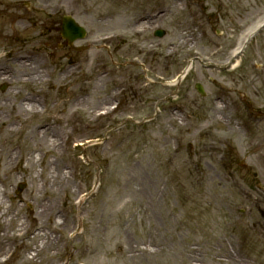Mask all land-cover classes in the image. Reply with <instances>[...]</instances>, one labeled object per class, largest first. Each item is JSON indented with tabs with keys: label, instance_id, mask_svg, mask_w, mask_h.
Here are the masks:
<instances>
[{
	"label": "rangeland",
	"instance_id": "1",
	"mask_svg": "<svg viewBox=\"0 0 264 264\" xmlns=\"http://www.w3.org/2000/svg\"><path fill=\"white\" fill-rule=\"evenodd\" d=\"M90 1L102 4L92 6L90 15L79 13L78 20L87 26L93 46L76 53L74 71L65 68L66 50L57 49V33L46 36L44 26L56 5L55 13L69 12L71 0H0L1 130H16L0 137V149L11 142L14 159L6 164L10 158L0 156V201L5 209L11 205L2 226L18 212L25 222L38 214L45 233L57 242L36 251L44 240L32 236L16 243L5 264L28 256L39 264L51 254L54 264H264V148L259 149L264 123L246 117L250 112L264 118V28L232 70L214 69L239 34L264 17V0H191L183 9L179 0H155L165 36L138 34L139 48L119 56L117 67L102 66L106 55L93 40L121 30L117 17L98 20L105 9L115 8ZM83 3L77 2L79 10ZM153 41L161 44L148 54ZM171 46L177 51L165 56ZM133 54H138L135 66L126 62ZM186 56L193 62L186 79L167 85ZM25 60L30 65H21ZM215 78V86L207 83ZM146 79L156 81L149 86ZM196 81L208 95L197 101L203 104L199 108L183 96L189 88L195 97L188 84ZM119 87L128 89L118 96ZM216 96L220 102L228 97L229 107L225 102L212 112ZM119 97L116 111L92 118L93 111ZM28 104L34 105L32 112ZM220 113L234 117L223 121L216 116ZM41 136L47 155L45 147L34 145ZM95 138L100 140L86 142ZM228 145L243 164L223 169L218 155ZM191 148L201 161L198 170L188 160ZM232 172L240 183L231 181ZM86 189L89 194L76 205V195ZM38 196L52 204V221L61 228L51 232L49 220L39 217ZM128 244L150 254L120 253Z\"/></svg>",
	"mask_w": 264,
	"mask_h": 264
},
{
	"label": "flooded vegetation",
	"instance_id": "2",
	"mask_svg": "<svg viewBox=\"0 0 264 264\" xmlns=\"http://www.w3.org/2000/svg\"><path fill=\"white\" fill-rule=\"evenodd\" d=\"M80 1H82V0H71V4H70V8H69V14L71 16H73L75 18V20L78 22H80L78 20L79 13L84 14L85 16L90 15L92 12V6L95 7L97 5L102 4V3H98V4L92 5L90 0H84V3L82 4V9L79 10L77 2H80ZM104 1L108 6L114 7L115 10L110 11V9L107 8L104 10L105 12L101 13L98 17L104 16L101 18V20H103V19L113 20L115 17H117V19L119 20L118 24L121 25L120 26L121 30L120 31H117V30L111 31L113 33L115 32V35L109 41L104 42L103 49L105 50L106 55L111 59V61H112L113 57H116V58H118L119 56L120 57H125V56L127 57L129 54L133 53V51L136 48L137 49L139 48L138 43H135V41L137 40V38H136L137 34L134 33L135 27L138 26L140 23L146 24L149 26V25L154 24L156 22V17L154 15V12L156 9L155 0H104ZM56 22L58 23V20H56ZM57 23H55L54 25L57 26ZM81 24L85 25L84 23H81ZM49 30H51V28ZM57 30H59V27H57ZM59 45L60 46L62 45L63 47H65L67 49V56L69 59L73 58V57L75 58L76 52H83L88 48V46L85 43L77 44V42H71V43L67 44L66 41H62L61 43L59 42ZM153 45L155 48H159L160 43L156 44L155 41H153ZM124 46H125V48H124ZM153 50L154 49H152L151 52H153ZM82 62H83V59H82ZM163 67H165V66H163ZM187 74L184 76L183 80L186 79ZM197 82H199V81H196L195 83L188 84V87L190 86L192 88L193 92L195 93V97H193L192 95L189 94V88L187 90H185V89L183 90V96L187 99L190 97L189 100H190V102L192 101V106L199 108V107H202L203 104H199L197 101L199 99H201V100L207 99L208 95H207V90L205 89V87H203L204 90H206L204 95L200 94L197 91V89H196V83ZM207 83H209L212 86H215V84H217L218 82H217V79L215 78L214 80L208 81ZM216 87H219L217 89H220L221 85H218ZM218 93H219V91H218ZM215 94L216 93H214L212 95V97ZM227 100H228V97H227ZM227 100L225 101L226 103L224 101H223V103L227 104L228 103ZM219 101H220V97L216 96L215 104L212 105L213 106L212 112H215L216 110H218V108H219L218 102ZM226 106L229 107V103ZM222 110H224V109H222ZM227 114H229V113H227ZM231 115H232V117H234V114H232V113L230 115H228V118L226 117L225 113H220V115L217 114L216 116L219 117L220 120L226 121L228 119V121H230ZM246 117L248 120L253 121L254 123H257V124L260 123L261 125H262V123H264V118H263L262 114L259 116V115H253L250 112H248L246 114ZM261 144H262V147L260 149H263L264 148V146H263L264 140L262 141ZM204 151H207V149H205ZM210 153H211V151H210ZM213 153H215V155H217V152L215 150H213ZM220 153L221 154L218 155V162H219V165L223 169H226L229 166H232L233 164H239L240 163L238 158H236V154H235L236 150L232 149V147L230 145H228V147L225 146V149H222ZM185 154L188 155V152L185 151ZM197 156L198 155H197V153H195V150L193 148H191V152H190V156H188V160H189V163L191 164V166L194 170H198V162L201 163V161H198ZM236 167H238V166H236ZM234 174H235V172H232V174H231L232 177L230 179L232 182H235L234 179H232ZM254 180H256V179H254ZM241 181L244 182L243 179H241ZM235 183H240V180H238V182H235Z\"/></svg>",
	"mask_w": 264,
	"mask_h": 264
},
{
	"label": "bare ground",
	"instance_id": "3",
	"mask_svg": "<svg viewBox=\"0 0 264 264\" xmlns=\"http://www.w3.org/2000/svg\"><path fill=\"white\" fill-rule=\"evenodd\" d=\"M258 23H255L252 27H249L247 32H245L242 35V39L241 42L245 39V36L247 33L252 32ZM251 38V37H250ZM249 38V40H250ZM27 60H25V62L21 63V65H25V64H29ZM36 107H38V102H34ZM27 106L30 107L29 111L32 112L33 111V106L31 104H28ZM22 108V107H21ZM12 109V107L10 108ZM3 122L0 119V137L2 139L4 138H9L11 136H13V133L16 132V130L14 129H9V132H4V130H1V128L3 127ZM36 130V129H35ZM39 133H36L34 135L38 136ZM42 140V136L40 139H38L36 141V143L34 144L36 147L37 146H43L46 148L44 152V155H47L49 153V150L47 149L46 145H42L40 143V141ZM24 144V143H23ZM3 147L0 149V156L2 153H5L6 156H8L10 159L6 160V164H11L13 159V156L11 155V142L10 141H4L3 142ZM4 155L2 154V157ZM55 169H57L55 167ZM56 178H59L56 177ZM63 181L65 180L64 178L62 179ZM68 180V179H67ZM1 181V178H0ZM3 181V179H2ZM67 182V181H66ZM3 192H6L5 189H3ZM30 196H33V191H31V193L29 194ZM34 198V197H33ZM37 199L39 200V208H40V216L39 217H46L49 220V225L51 227L50 231L53 232L54 230L61 228V225H59L58 223L54 221H52V214H51V209H52V204L51 203H46V202H42V199L38 196ZM13 205V204H12ZM11 205L8 209H5L3 203L0 201V264H5L8 261H10V259H12L14 257V252L13 256L11 258H6V256L8 255V253L11 251V249L13 247H15L16 243L19 245H23L25 240H28L29 238H31L32 236L36 239H42L44 240L41 246H37L36 251H41L42 249L44 250H49L51 248H55V246H57V242L55 243V241L53 242L52 239L50 238V236L48 234L45 233L44 228L42 223H40L39 221H37V215L33 213V215H30L29 220L27 222L25 221H21L20 220V216H19V212L16 215H12L8 220V225L6 227H3L2 224L4 223V221L6 220V218L8 217V215H10L11 213ZM11 231V232H10ZM133 245L128 244V247H130L128 250H120V253H126V252H136L139 254H145L147 253L150 254L149 251H147L144 248H139L137 247L138 245L132 247ZM135 254V253H134ZM132 254V256L134 255ZM5 257V258H2ZM29 259V260H28ZM28 259L26 260H22L19 264H34L35 262V258L34 256L30 257L28 256ZM54 259V254L48 255V256H44L41 258V262L39 264H54V261L51 262V260Z\"/></svg>",
	"mask_w": 264,
	"mask_h": 264
},
{
	"label": "water",
	"instance_id": "4",
	"mask_svg": "<svg viewBox=\"0 0 264 264\" xmlns=\"http://www.w3.org/2000/svg\"><path fill=\"white\" fill-rule=\"evenodd\" d=\"M63 35H65V36H67V32H66V30L69 28L70 29V27H72L73 29H74V24L72 23V21H68V18L67 17H65L64 18V21H63ZM200 89V88H199Z\"/></svg>",
	"mask_w": 264,
	"mask_h": 264
}]
</instances>
